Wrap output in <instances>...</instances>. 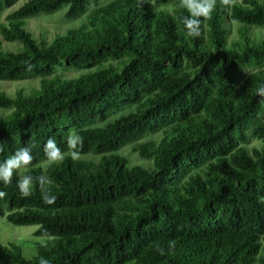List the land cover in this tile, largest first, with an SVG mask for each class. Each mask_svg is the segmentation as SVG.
Wrapping results in <instances>:
<instances>
[{"label":"trees","instance_id":"trees-1","mask_svg":"<svg viewBox=\"0 0 264 264\" xmlns=\"http://www.w3.org/2000/svg\"><path fill=\"white\" fill-rule=\"evenodd\" d=\"M15 0H0V13ZM27 0L0 22V80L38 76L40 87L10 98L0 91V162L21 147L33 161L22 171L51 181L22 198L14 172L0 183V215L10 225L38 227L48 237L26 259L0 245V264H264V0H216L201 35L189 38L181 0ZM68 4L80 27L36 44L25 19ZM230 22L238 26L230 36ZM2 40L21 44L3 50ZM94 66L73 79L47 77L55 66ZM242 66L252 68L240 79ZM132 106L103 127L89 128ZM83 138L79 154L97 162L46 159L69 129ZM160 132L156 140L147 134ZM259 146L247 147L248 138ZM152 160L130 165L117 150ZM56 195L54 204L43 190ZM175 248L167 251L169 241ZM157 247H164L161 256Z\"/></svg>","mask_w":264,"mask_h":264},{"label":"rangeland","instance_id":"rangeland-1","mask_svg":"<svg viewBox=\"0 0 264 264\" xmlns=\"http://www.w3.org/2000/svg\"><path fill=\"white\" fill-rule=\"evenodd\" d=\"M27 0H15L11 5L5 6L0 13V22L6 20V16L11 12L18 9ZM107 0H100L99 3H105ZM239 1V0H238ZM93 5H90L85 11L79 14L77 17L70 18L66 16V11L68 9V4L61 5L57 10L50 13H38L29 16L25 19L24 28L29 32L36 44L49 45L56 37L66 34L69 30L80 27L85 21L87 14ZM236 23L230 22V36H235V31L237 28ZM252 33H256L257 38H264V27H251ZM21 44L18 42H8L2 40L3 50H8L16 52L19 50ZM96 64L94 66H98ZM94 66H83V67H71L67 66L66 63L62 65H57L54 71L47 78L54 79L58 76L60 79H73L84 73H88L95 68ZM252 70V68L242 66V74L240 79H242L246 74ZM40 87V78L38 76L23 78L20 80L10 81V80H0V91L4 92L10 98L15 97L19 92H29L33 89ZM129 110H133L132 106H124L116 111H113L105 120L95 119L91 124L86 127L95 128L103 127L106 123L113 121L114 119L120 117L121 115L127 114ZM10 113V108H0V116H6ZM75 132V128L71 127L69 129L68 136ZM150 137L158 139L160 137V132H155L152 134H147L140 140H146ZM259 140L249 137L246 146H259ZM133 143H128L117 150V153L127 159L130 165H140L143 168H151L152 160L148 158L141 157L137 152L132 150ZM65 154L68 152L66 147L64 151ZM81 160H91L97 162L99 160V155L93 153L79 154ZM49 161L44 159L40 162V165L45 167L46 163ZM21 169L18 171V175H22ZM5 215H0V245L8 246L10 244H15L21 248V253L24 258L30 259L37 254V245L46 244L48 237L36 236L34 234L37 229L36 224L31 225H10L5 220Z\"/></svg>","mask_w":264,"mask_h":264},{"label":"clouds","instance_id":"clouds-1","mask_svg":"<svg viewBox=\"0 0 264 264\" xmlns=\"http://www.w3.org/2000/svg\"><path fill=\"white\" fill-rule=\"evenodd\" d=\"M181 6L185 7L190 15L183 18V25L185 34L189 38H198L201 35V17L210 18L212 12L216 6V0H181ZM257 95L264 96V85L257 88ZM66 144L68 148L67 155L72 159L79 158V150L83 145V138L77 133H71L67 139ZM3 145L0 144V152H3ZM43 152L46 159L49 162H57L65 159V153L62 152L61 148L58 147L55 138H48L43 146ZM33 161V155L31 149L28 147H21L16 150L10 158H7L3 162H0V183L4 185H10L13 180L14 172H18L21 169H27ZM39 183L41 186L50 184L51 181L47 180L44 176L34 178L31 174L25 172L20 175L16 187L22 198H28L32 196V187L34 183ZM5 193L0 192V196ZM42 199L46 204H54L57 197L52 194L51 191L45 189L42 192ZM176 241H169L167 245V251H171L175 248ZM156 251L159 255L163 256L166 254L164 247H157ZM39 264H49V261L40 257Z\"/></svg>","mask_w":264,"mask_h":264}]
</instances>
